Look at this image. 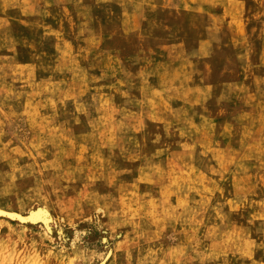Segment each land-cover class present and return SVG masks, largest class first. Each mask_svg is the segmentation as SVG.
Masks as SVG:
<instances>
[{
  "label": "rangeland",
  "instance_id": "1",
  "mask_svg": "<svg viewBox=\"0 0 264 264\" xmlns=\"http://www.w3.org/2000/svg\"><path fill=\"white\" fill-rule=\"evenodd\" d=\"M0 209V264H264V0H0Z\"/></svg>",
  "mask_w": 264,
  "mask_h": 264
},
{
  "label": "bare ground",
  "instance_id": "2",
  "mask_svg": "<svg viewBox=\"0 0 264 264\" xmlns=\"http://www.w3.org/2000/svg\"><path fill=\"white\" fill-rule=\"evenodd\" d=\"M6 211H3V210H1L0 209V215H7V213H5ZM33 213V212H32ZM16 214V213H15ZM14 213H10L9 214V218H12V219H14L15 217H17V219H21V220H23V221H27V219H23L22 217H20V216H18V215H15ZM20 214V213H19ZM47 216H49L48 215V213H47V211L45 210V209H42V210H39L38 212H36L35 214H33V215H31V217H28V219H30V221L31 220H38L39 221V219H45ZM19 219V221H21ZM10 220V219H9ZM41 221V220H40ZM32 222V221H31ZM35 222V221H34ZM37 222V221H36Z\"/></svg>",
  "mask_w": 264,
  "mask_h": 264
}]
</instances>
